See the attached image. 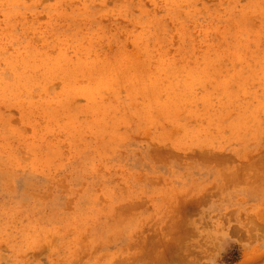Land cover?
I'll return each instance as SVG.
<instances>
[{
  "label": "rangeland",
  "instance_id": "obj_1",
  "mask_svg": "<svg viewBox=\"0 0 264 264\" xmlns=\"http://www.w3.org/2000/svg\"><path fill=\"white\" fill-rule=\"evenodd\" d=\"M0 264H264V0H0Z\"/></svg>",
  "mask_w": 264,
  "mask_h": 264
}]
</instances>
